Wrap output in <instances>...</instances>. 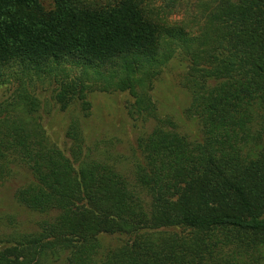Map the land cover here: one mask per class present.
Wrapping results in <instances>:
<instances>
[{"label":"trees","instance_id":"obj_1","mask_svg":"<svg viewBox=\"0 0 264 264\" xmlns=\"http://www.w3.org/2000/svg\"><path fill=\"white\" fill-rule=\"evenodd\" d=\"M190 1L0 0V86L18 70L0 102V186L26 172L14 200L46 217L0 228V264H264V0H198L171 20ZM174 59L195 140L151 97ZM39 84L82 118L92 93L127 94L129 118L153 128L128 161L88 145L78 120L58 144Z\"/></svg>","mask_w":264,"mask_h":264},{"label":"rangeland","instance_id":"obj_2","mask_svg":"<svg viewBox=\"0 0 264 264\" xmlns=\"http://www.w3.org/2000/svg\"><path fill=\"white\" fill-rule=\"evenodd\" d=\"M199 4L200 1L191 0L187 8L182 7L180 10H176L171 20L176 22L187 20V14L192 15L196 10L198 11L196 8ZM43 6L49 10L52 8V0H43ZM71 71L72 77L81 74L80 70L76 68H72ZM185 71V66L178 60L170 61L165 66L160 78L154 83L151 97L157 106L160 117L172 118L181 134L186 135L189 140H195L199 135V126L193 120H186L184 116V111L190 103L189 94L181 85V78ZM13 72H18V70H8L1 79V81L11 80V83L0 86V102L10 100L9 95L13 94ZM44 87L39 84L36 91L40 101L38 115L50 138L58 144L64 142V132L68 125L73 120H78L88 145L97 141L110 142V150L113 153L121 156L124 160H129L131 148L135 147L136 140L150 133L153 128L152 122L142 123L129 118L126 106L131 102V98L127 94L92 93L89 97L90 115L87 118H82L74 108L64 112L56 108L49 100ZM119 170L128 179H131L128 163L123 162ZM19 172L20 174L14 181L0 186V228L8 230L9 222H13L17 230L21 232H34L37 230V223L46 217L32 213L15 202V191L27 177L26 172ZM103 243L110 247L115 246V240L112 238L105 239Z\"/></svg>","mask_w":264,"mask_h":264}]
</instances>
